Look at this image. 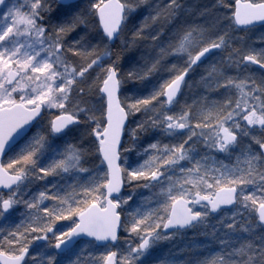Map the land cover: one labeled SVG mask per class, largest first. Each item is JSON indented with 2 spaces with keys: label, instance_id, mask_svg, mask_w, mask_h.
<instances>
[{
  "label": "snow or ice",
  "instance_id": "obj_1",
  "mask_svg": "<svg viewBox=\"0 0 264 264\" xmlns=\"http://www.w3.org/2000/svg\"><path fill=\"white\" fill-rule=\"evenodd\" d=\"M0 264H264V0H0Z\"/></svg>",
  "mask_w": 264,
  "mask_h": 264
},
{
  "label": "trees",
  "instance_id": "obj_2",
  "mask_svg": "<svg viewBox=\"0 0 264 264\" xmlns=\"http://www.w3.org/2000/svg\"><path fill=\"white\" fill-rule=\"evenodd\" d=\"M190 235V234H189ZM202 239V238H201ZM178 243H180L181 245L184 243V241H178Z\"/></svg>",
  "mask_w": 264,
  "mask_h": 264
},
{
  "label": "rangeland",
  "instance_id": "obj_3",
  "mask_svg": "<svg viewBox=\"0 0 264 264\" xmlns=\"http://www.w3.org/2000/svg\"><path fill=\"white\" fill-rule=\"evenodd\" d=\"M146 194V193H145Z\"/></svg>",
  "mask_w": 264,
  "mask_h": 264
}]
</instances>
